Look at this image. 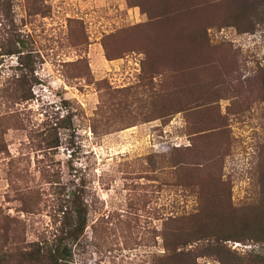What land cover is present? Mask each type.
Here are the masks:
<instances>
[{
    "label": "rangeland",
    "instance_id": "obj_1",
    "mask_svg": "<svg viewBox=\"0 0 264 264\" xmlns=\"http://www.w3.org/2000/svg\"><path fill=\"white\" fill-rule=\"evenodd\" d=\"M0 20V264H54L75 190L88 224L57 264H264V0Z\"/></svg>",
    "mask_w": 264,
    "mask_h": 264
},
{
    "label": "trees",
    "instance_id": "obj_2",
    "mask_svg": "<svg viewBox=\"0 0 264 264\" xmlns=\"http://www.w3.org/2000/svg\"><path fill=\"white\" fill-rule=\"evenodd\" d=\"M10 11L6 12L3 19L4 23H12L13 20L10 18ZM2 21V20H0ZM8 29V32H12L13 27ZM14 33L16 35V42L25 44V38L21 37V34L18 33L16 30H14ZM23 50L20 48H16L13 50H10L9 53H21ZM27 65V62L24 61ZM28 67L32 70H34V67L32 68L29 64ZM19 81L25 80V73H23L21 76L17 78ZM30 96L26 95L23 97V99H27ZM69 198L66 202V209H65V221H64V229L62 237H60L55 244L54 248H52L51 255H49V258H52L54 261V264H57V261H61L62 258H64L67 255H69L72 252V247H69L70 243L76 242L81 234H83L85 227L88 224V217H89V203L86 202V198L84 196H81L77 194V191H72L71 194H69ZM72 241V242H70ZM37 258V257H36ZM66 258V257H65ZM39 260V258H37Z\"/></svg>",
    "mask_w": 264,
    "mask_h": 264
}]
</instances>
